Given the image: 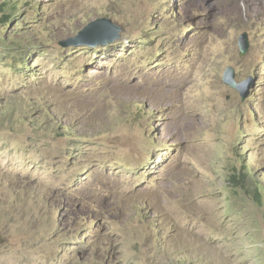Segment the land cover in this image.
I'll return each mask as SVG.
<instances>
[{"label":"rangeland","instance_id":"1","mask_svg":"<svg viewBox=\"0 0 264 264\" xmlns=\"http://www.w3.org/2000/svg\"><path fill=\"white\" fill-rule=\"evenodd\" d=\"M5 1L0 264H264V0Z\"/></svg>","mask_w":264,"mask_h":264},{"label":"water","instance_id":"2","mask_svg":"<svg viewBox=\"0 0 264 264\" xmlns=\"http://www.w3.org/2000/svg\"><path fill=\"white\" fill-rule=\"evenodd\" d=\"M120 36V27L114 24L109 18L101 17L94 19L83 26L73 36L59 40V45L63 47L72 45H86L95 47L97 45H105L112 43ZM248 39L245 32L241 33L238 37L239 53L243 55L248 49ZM234 73L231 66H228L224 72V81L229 83L232 87L239 90L241 98L244 99L249 93V84L252 82V78L249 77L246 80L236 83L233 80ZM227 78H232L228 80Z\"/></svg>","mask_w":264,"mask_h":264},{"label":"trees","instance_id":"3","mask_svg":"<svg viewBox=\"0 0 264 264\" xmlns=\"http://www.w3.org/2000/svg\"><path fill=\"white\" fill-rule=\"evenodd\" d=\"M5 3V2H4ZM6 4V3H5ZM9 7V11L13 10L15 8V4L7 5ZM12 16L11 12L7 14V19H10ZM246 171H243V174H235L231 173L230 178L232 179L233 186H242V189L250 195L253 200H255L259 205L262 204L264 200V189L259 182V179H249L248 175L245 173Z\"/></svg>","mask_w":264,"mask_h":264},{"label":"clouds","instance_id":"4","mask_svg":"<svg viewBox=\"0 0 264 264\" xmlns=\"http://www.w3.org/2000/svg\"><path fill=\"white\" fill-rule=\"evenodd\" d=\"M15 2H16V1H15ZM15 2L13 3V2L10 1V0L5 1V3H6L7 5H9V6L12 5V4H15ZM100 18H101V17H100ZM96 19H98V18H96ZM93 20H94V19H93ZM90 21H92V20H90ZM90 21H89V22H90ZM89 22H88V23H89ZM85 25H86V24H85ZM85 25H84V26H85ZM79 30H80V29H79ZM79 30H78V31H79ZM243 32H245V31H243ZM243 32H241V33H243ZM241 33H240V34H241ZM245 33H246V32H245ZM240 34H239V35H240ZM246 35H247V33H246ZM69 37H70V36H69ZM119 37H120V36H119ZM238 37H239V36H238ZM64 39H65V38H64ZM247 39H248V44H249V38H248V35H247ZM105 45H106V44H105ZM72 46H79V45H72ZM97 46H98V45H97ZM67 47H68V46H67ZM237 47H238V53H239L238 38H237ZM248 48H249V45H248ZM247 50H248V49H247ZM246 52H247V51H246ZM246 52H245V53H246ZM245 53H244V54H245ZM239 55H240V53H239ZM239 94H240V93H239ZM240 96H241V95H240ZM241 161H243V163H244V159H243V157H241ZM249 173H250V172H249ZM255 179H256V178H255ZM255 179H254V180H255ZM229 181H230L231 185L233 186V182H232V179H231V178H229ZM233 187H234V186H233ZM238 187L242 189V186L238 185ZM244 192H245V194L248 195V193H246V191H244ZM249 196H250V195H249ZM139 217H140V219L145 218V217L142 218L141 215H140ZM151 226H152V225H151Z\"/></svg>","mask_w":264,"mask_h":264}]
</instances>
